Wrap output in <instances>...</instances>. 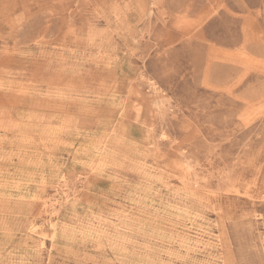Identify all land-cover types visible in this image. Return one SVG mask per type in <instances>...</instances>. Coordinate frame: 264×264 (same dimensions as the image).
Wrapping results in <instances>:
<instances>
[{"label": "rangeland", "instance_id": "obj_1", "mask_svg": "<svg viewBox=\"0 0 264 264\" xmlns=\"http://www.w3.org/2000/svg\"><path fill=\"white\" fill-rule=\"evenodd\" d=\"M0 184V264H264V0H0Z\"/></svg>", "mask_w": 264, "mask_h": 264}, {"label": "bare ground", "instance_id": "obj_2", "mask_svg": "<svg viewBox=\"0 0 264 264\" xmlns=\"http://www.w3.org/2000/svg\"><path fill=\"white\" fill-rule=\"evenodd\" d=\"M38 67H39V66H38ZM108 71H109V70H108ZM62 88H63V87H62ZM64 90H66V89H64ZM112 94H113V93H112ZM113 98H114V97H113ZM99 99H100V98H99ZM100 102H101V101H100ZM111 102H112V101H111ZM120 106H121V105H120ZM66 113H67V112H66ZM113 129H114V128H113ZM113 129H112V130H113ZM108 137H109V136H108ZM121 138H122V137H121ZM44 140H45V139H44ZM55 142H56V141H55ZM49 143H50V142H49ZM86 143H87V142H86ZM86 143H85V144H86ZM106 143H107V142H106ZM99 144H100V143H99ZM87 145H88V143H87ZM87 145H86V146H87ZM99 146H100V145H99ZM72 147H73V146H72ZM89 147H90V145H89ZM97 147H98V144H97ZM137 147H138V146H137ZM75 148H76V147H75ZM133 148H134V147H133ZM94 149H95V148H94ZM143 149H144V148H143ZM80 150H81V149H80ZM95 150H98V149H95ZM99 150H100V148H99ZM99 150H98V151H99ZM40 151H41V150H40ZM37 152H39V151H37ZM41 152H42V151H41ZM41 152H40V153H41ZM94 152H95V151H94ZM95 153H96V152H95ZM95 153H93V155H94ZM97 153L99 154V152H97ZM97 153H96V154H97ZM101 153H102V152H101ZM33 154H34V153H33ZM41 155H42V154H41ZM31 156H33V155H31ZM102 156H103V154H102ZM50 161H51V160H50ZM36 166H37V165H36ZM64 166H65V165H64ZM17 167H18V166H17ZM21 171H22V169H21ZM12 180H14V179H12ZM14 181H15V180H14ZM16 181H17V180H16ZM0 185H1V184H0ZM14 197H15V196H14ZM28 199H30V198H28ZM25 207H26V206H25ZM21 209H22V208H21ZM22 232H23V231H22ZM54 233H55V232H54ZM54 235H55V234H54ZM54 235H53V236H54ZM25 236H26V235H25ZM48 258H49V257H48Z\"/></svg>", "mask_w": 264, "mask_h": 264}]
</instances>
